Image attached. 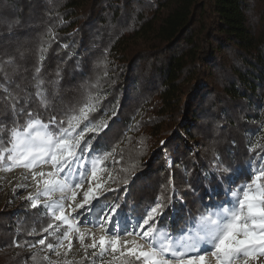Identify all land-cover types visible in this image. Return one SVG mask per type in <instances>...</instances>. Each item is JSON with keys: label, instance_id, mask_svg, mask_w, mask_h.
<instances>
[{"label": "trees", "instance_id": "trees-1", "mask_svg": "<svg viewBox=\"0 0 264 264\" xmlns=\"http://www.w3.org/2000/svg\"><path fill=\"white\" fill-rule=\"evenodd\" d=\"M37 80L46 107L34 96ZM0 84L44 123L79 115L73 109L99 97L89 119L108 126L91 144L107 165L116 152L108 188L118 189L102 199L139 217L174 183L178 198L163 221L174 232L211 205L206 189L231 186L218 169L239 185L250 180V162L264 161V0H0ZM0 122L8 147L12 121ZM49 222L67 229L26 199L0 203V264H93L86 255L52 263L46 245L13 246L36 243Z\"/></svg>", "mask_w": 264, "mask_h": 264}, {"label": "snow or ice", "instance_id": "snow-or-ice-1", "mask_svg": "<svg viewBox=\"0 0 264 264\" xmlns=\"http://www.w3.org/2000/svg\"><path fill=\"white\" fill-rule=\"evenodd\" d=\"M64 47L67 48L68 45ZM45 51L44 48L40 49L41 60L44 58ZM12 62L9 61V63ZM39 72L40 68L37 67L36 73L39 74ZM57 76L59 78V73ZM4 79L7 83L9 79L7 74ZM35 88V98L41 106L46 107L44 81L37 80ZM0 89H3L5 93L0 115L12 121L11 126L7 128L8 147H3L5 143L3 134L6 129L0 122V171H11L16 167L35 169L40 165H51L53 170L47 173L32 171L31 175L36 184H42V186L37 187L35 194L29 193L25 199L32 209L43 208L51 221L64 224L69 229L60 233L59 224H56L54 229L53 222H49L47 227L40 231L43 238L38 239L36 243L14 241L13 246H27L34 249L37 244L46 245L47 249L59 256V249L63 247V242L68 240L67 247L71 250L73 224L69 220V215L74 214L75 217L82 218L79 222H87L99 228L106 227L112 230L111 239L100 237L101 259L108 247L112 252L117 251L120 233L126 236H132L135 233L145 241V244L136 241L123 242L124 245L129 243L134 245L127 248L126 252H120L125 259L131 258L133 264H208L209 255L215 257L216 264H239L241 259L244 260V264H247L249 256H255L257 253L264 256V162L259 167H253L250 162V180L239 186L236 185V180L229 168L218 169L223 179H227L232 186L225 190L221 182L217 188L206 189L205 196L211 199V205L206 207L199 216H190L184 226L174 232L169 231L163 223L167 219L166 211L170 210L173 204L172 197L178 198L174 183L170 184L167 200L163 196L157 197L156 202L137 218L135 225L130 228L131 222L126 220L122 226L121 221L116 219L120 205H107L101 202V198L106 193L100 183H96L99 195H96L95 190L89 187L83 192L82 200H76L77 190L83 187L89 176L92 181H98L96 164L101 160L100 148L93 149L91 140L99 137L108 124L105 121L93 124L89 114L96 111L100 98L87 97L82 107L73 109V112L78 111L79 115L66 114V121L64 119L58 121L53 115L48 123H44L39 118H34L36 114L29 110L23 97L12 96L3 84H0ZM116 115L117 113L114 112L113 117ZM21 116L25 117L23 124L19 121ZM66 122L68 127L63 126ZM81 123L84 124L82 130L74 136L73 133ZM85 133H92V136L84 140ZM82 140H84V147H81ZM163 143L162 141L161 144ZM93 151L97 155L89 159V154ZM5 153H7L6 160ZM108 155L110 153H103L104 157ZM44 176L50 178L42 181L36 179ZM124 183L127 184V181L125 180ZM18 187L25 188L27 185L21 184ZM107 190L118 189L108 188ZM56 191H59L61 196L53 199L51 194ZM221 194L226 198L216 203V197ZM41 197L44 199L41 200ZM68 200L75 201V204L67 205L71 208V213L66 215L65 208ZM93 214L94 219H89V216ZM79 222L75 226V232L78 233L77 239L83 244L85 234L80 231ZM35 232L33 228L28 235H33ZM49 236L54 237V242L46 244ZM89 247L96 249V241L93 240ZM93 255L96 253L93 252ZM31 259L36 261L37 256L32 254Z\"/></svg>", "mask_w": 264, "mask_h": 264}, {"label": "rangeland", "instance_id": "rangeland-1", "mask_svg": "<svg viewBox=\"0 0 264 264\" xmlns=\"http://www.w3.org/2000/svg\"><path fill=\"white\" fill-rule=\"evenodd\" d=\"M80 131L75 130V133H73V135L75 136L76 133H78ZM81 144H82V141H81ZM95 156H96V154L94 152H92L89 154V159H91ZM115 157H116V152L109 159V165L104 164L102 158H101V160H99L97 162L96 168H97L98 181H92L91 177L89 176V178L85 180L83 187L81 189L77 190V193H78L77 197H76L77 201L82 200L83 192L88 190L89 187H92L95 190V194L99 195L100 194L99 190H96V183L97 182L100 183L101 188L105 191V193L107 192V189L110 185L109 178L113 174V171H114V162H115L114 159H115ZM169 164H171V160H169ZM43 166H48V165H40L37 168L43 167ZM49 166H51V165H49ZM85 166L87 167V165H85ZM259 166H253V167H259ZM32 170H34V169H24L23 167H16V168L12 169L11 171H0V203H2L4 201H9L11 203L18 202L22 199H25L29 195V193L35 194L37 187L33 186V185L31 186V184L27 178V177H29V172ZM245 183H247V182H245ZM245 183H242V184H245ZM21 184L27 185V187H25V188L18 187V185H21ZM239 185H241V184H239ZM239 185H237V186H239ZM59 194H61V193L59 192ZM51 195H52V198L55 199L56 196H58V191L52 193ZM43 199H44V197H41V200H43ZM68 201H71L72 205L75 204V201H72V200H68ZM101 202L104 204H107V205L114 204V203H107L102 198H101ZM117 212H118V215L116 216V219L121 221L122 226H123L124 221H126V220L131 222L129 225L130 228L132 225H135L138 217H134L130 214H124L120 211V209H118ZM70 216L73 219L72 224L74 226H76V224L82 219V218L75 217L74 214H71ZM89 219H94V214L89 216ZM62 225H64V224H62ZM79 228L82 229L81 232L82 231L86 232L83 244H81L79 242V240L77 239L78 235H74V237L72 238L73 247L71 250L68 249V247H67L68 244L66 245V247L59 249V252H60L59 256H57L53 251H51L49 249L44 250L43 253L45 254V256L48 258V260L50 262L57 263V262H61L63 259H68V260L77 259L79 257L86 255L92 259L93 264H104V262L108 261L112 257L121 256L120 255L121 251L117 250L116 252H112L111 248L108 247L107 250L104 252L103 258L101 259L100 258L101 249L99 248V241H96L97 248L92 249L91 247H89V245H91L93 240L88 236V233H87L88 230L89 231H92L93 229L96 230L99 227L88 224L87 222H79ZM99 229L104 230L105 235L107 237L111 238V233H112L111 229H107L106 227L105 228H99ZM68 230L69 229L67 228L66 231H68ZM132 236H137V235H135V233H134ZM120 237L128 238L131 236H126L123 233H120ZM137 237H139V236H137ZM93 252H95L96 255H93ZM239 264H244V260L241 259L239 261ZM247 264H264V256H261L259 253H257L255 256H249L247 258Z\"/></svg>", "mask_w": 264, "mask_h": 264}, {"label": "bare ground", "instance_id": "bare-ground-1", "mask_svg": "<svg viewBox=\"0 0 264 264\" xmlns=\"http://www.w3.org/2000/svg\"><path fill=\"white\" fill-rule=\"evenodd\" d=\"M53 169H52V167L51 166H43V167H39V168H36V169H34V170H32V171H43V172H45V173H47V172H50V171H52ZM32 171H30L29 172V177H27L28 178V181L30 182V184H31V186L33 185V186H36V187H40V186H42V184L41 185H37L36 184V181L33 179V177H32V175H31V173H32ZM13 175V174H12ZM46 178H50V177H47V176H44V177H37L36 179H39V180H43V179H46ZM61 196V194H59V191H58V196H56V198H59ZM55 198V199H56ZM74 203V202H73ZM67 205H72V203H71V201H66V208H65V214L66 215H69L70 213H71V208L70 207H68ZM69 220H70V222L71 223H73V219L71 218V216L69 215ZM82 229L80 228V231H81ZM86 231V230H85ZM82 232H84V231H82ZM88 236L92 239V240H95V241H99L100 240V237L101 236H104L106 239H111V238H109V237H107L106 235H105V231L104 230H101V229H93L92 231H89L88 230ZM84 234H86V232H84ZM74 235H78V233L77 232H75V226L73 225V230H72V238L74 237ZM124 241H129V242H131V241H136L137 243H140V244H145V241L143 240V239H141L140 237H137V236H131V237H128V238H122V237H120V242H119V244H118V246H117V250H119V251H127V248H129V247H133L134 245H132L131 243H129L128 245H124ZM69 243V241L68 240H65L64 242H63V247H66V245ZM63 247H61V248H63ZM208 264H216V259H215V257H212L211 255H209V257H208Z\"/></svg>", "mask_w": 264, "mask_h": 264}]
</instances>
